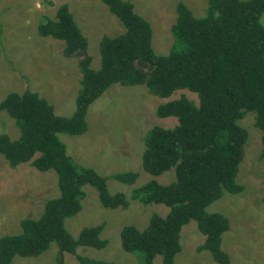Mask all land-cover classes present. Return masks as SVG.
Wrapping results in <instances>:
<instances>
[{"label": "trees", "instance_id": "obj_1", "mask_svg": "<svg viewBox=\"0 0 264 264\" xmlns=\"http://www.w3.org/2000/svg\"><path fill=\"white\" fill-rule=\"evenodd\" d=\"M124 30L114 36L102 35L98 42L99 66H91L88 39L73 18L67 3L57 6L53 18L43 16L37 33L63 42L62 54L80 51V73L74 110L69 116L55 113L54 106L36 91H10L0 99V111L14 119L15 138L0 132V154L10 167L29 162L37 170L52 169L59 194L45 201L37 218L23 217L20 232L0 236V264H10L15 256H35L51 243L62 254H73L81 264H115L76 252L77 247L103 248V224L83 227L73 237L65 219L81 209L83 185L94 187L100 204L125 208L123 192H109L107 179L131 184L137 174L120 171L100 175L67 154L59 133L79 135L87 129L88 106L111 84H143L152 95L165 98L187 89L197 96V104L181 95L160 103L158 117L173 116L170 128L154 125L144 134L141 167L151 175L173 169L174 179L159 183L150 179L134 187L130 197L142 204H162L165 215L152 213L138 229L126 224L120 230L121 248L136 257L137 264H174L181 249L179 233L183 225L195 221L204 235L197 250L207 251L218 264H230L222 249V235L229 220L206 207L225 192L239 193L244 186L236 176L244 156L247 131L237 122L246 112L254 114L260 132V153L264 157V0H207L205 12L194 15L182 1L175 5L171 25L172 43L164 54L151 45L150 23L136 13L130 0H101ZM145 64L149 69L137 66Z\"/></svg>", "mask_w": 264, "mask_h": 264}, {"label": "rangeland", "instance_id": "obj_2", "mask_svg": "<svg viewBox=\"0 0 264 264\" xmlns=\"http://www.w3.org/2000/svg\"><path fill=\"white\" fill-rule=\"evenodd\" d=\"M134 11L151 26V45L155 53L164 54L172 43L171 25L175 19V5L182 1L194 15L205 12L207 0H130ZM67 3L81 32L88 39L87 53L91 66H99L98 42L102 35L114 36L124 28L101 0H0V99L8 92L36 91L54 106V111L69 116L74 110L75 94L80 73L77 67L82 52L70 56L62 54L63 42L37 33L43 16L53 18L57 6ZM264 26V14L259 17ZM137 66L149 69L141 62ZM181 95L197 104L195 93L187 89L174 91L161 98L148 92L145 85L122 86L111 84L87 108V129L79 135L59 133L66 152L74 161L95 169L100 175L120 171L137 174L131 184L108 178L109 192H123L125 208H107L100 204L96 189L83 185L81 209L65 219V226L73 237L85 226L103 224L100 237L107 241L103 248L77 247L76 252L94 259L115 264H137L136 257L120 245V230L126 224L143 228L154 212L165 215L162 204H142L131 199L130 191L144 182L155 179L169 183L173 169L151 175L141 167L144 134L154 125L170 128L176 123L173 116L158 117L156 107ZM248 134L244 156L239 164L236 181L244 186L239 193L225 192L210 203L208 211H218L229 220V229L222 235V249L230 264H264V157L260 158V132L254 126V114L246 112L237 121ZM0 132L10 137L18 135L14 119L0 111ZM59 194L56 174L52 169L37 170L29 162L14 167L0 154V236L20 232L23 217L37 218L47 199ZM204 240L190 220L179 233L181 249L174 264H218L205 250H197ZM57 245L51 243L35 256H15L10 264H58ZM62 264H81L70 253L62 254ZM152 264H161L155 256Z\"/></svg>", "mask_w": 264, "mask_h": 264}]
</instances>
